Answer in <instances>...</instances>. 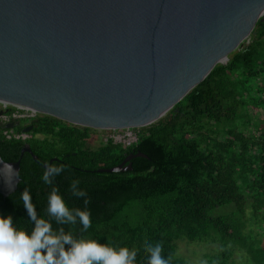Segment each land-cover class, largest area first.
I'll use <instances>...</instances> for the list:
<instances>
[{
    "label": "trees",
    "instance_id": "obj_1",
    "mask_svg": "<svg viewBox=\"0 0 264 264\" xmlns=\"http://www.w3.org/2000/svg\"><path fill=\"white\" fill-rule=\"evenodd\" d=\"M32 123L25 140L0 135L5 161L17 160L26 143L37 156L22 155L16 190L0 194V213H11L20 226L30 227L21 193L29 190L37 213L46 215L50 186L40 179L43 164H63L54 185L69 205L83 208V198L68 191L78 178L90 200L92 227L81 233L77 225V235L135 248L137 264H146V242H162V256L172 264H189L176 254L178 239L231 243L264 264V247L244 233L247 205L264 220V20L164 116L137 128L130 146L109 140L90 148L88 127L50 115L39 114ZM137 152L145 156L128 160L130 170L96 171ZM221 206L232 210L216 213ZM231 256L230 246L221 248L211 264H227Z\"/></svg>",
    "mask_w": 264,
    "mask_h": 264
},
{
    "label": "water",
    "instance_id": "obj_2",
    "mask_svg": "<svg viewBox=\"0 0 264 264\" xmlns=\"http://www.w3.org/2000/svg\"><path fill=\"white\" fill-rule=\"evenodd\" d=\"M258 20L264 0H0V103L92 129L147 126L225 63ZM25 152L37 159L27 143L15 161L0 156L4 197ZM134 156L145 155L96 171L130 170Z\"/></svg>",
    "mask_w": 264,
    "mask_h": 264
},
{
    "label": "clouds",
    "instance_id": "obj_3",
    "mask_svg": "<svg viewBox=\"0 0 264 264\" xmlns=\"http://www.w3.org/2000/svg\"><path fill=\"white\" fill-rule=\"evenodd\" d=\"M66 169L63 164H46L40 177L50 186L46 198V215L35 210L29 190L21 193L20 200L27 213L30 227L17 224L11 213H0V264H137V250L117 247L97 239L77 235L74 229L86 233L92 227L90 200L78 178L71 179L68 191L72 197L83 198L84 207L69 205L58 187L56 177ZM13 185L8 184L9 188ZM55 225V226H54ZM162 242H146V264H172L162 256Z\"/></svg>",
    "mask_w": 264,
    "mask_h": 264
},
{
    "label": "rangeland",
    "instance_id": "obj_4",
    "mask_svg": "<svg viewBox=\"0 0 264 264\" xmlns=\"http://www.w3.org/2000/svg\"><path fill=\"white\" fill-rule=\"evenodd\" d=\"M252 110V109H251ZM253 112V110H252ZM251 112V113H252ZM252 118H256L252 115ZM27 119H23L21 124L27 123ZM105 129L89 128L90 135L86 141V146L96 148L103 143L102 136L105 134ZM232 210V207L221 206L216 208V213L227 212ZM246 225L244 233L251 243H255L264 247V220L260 217L256 219L252 213V209L247 205ZM177 256H181L188 261L189 264H211L214 257L219 253L221 248L231 247L232 256L227 261V264H257L249 252L245 248H240L231 243L223 245L218 240L207 241H187L185 239L176 240Z\"/></svg>",
    "mask_w": 264,
    "mask_h": 264
},
{
    "label": "built area",
    "instance_id": "obj_5",
    "mask_svg": "<svg viewBox=\"0 0 264 264\" xmlns=\"http://www.w3.org/2000/svg\"><path fill=\"white\" fill-rule=\"evenodd\" d=\"M248 42V38L246 39ZM0 135L6 138H17L25 140L30 137L27 132H18L13 127L6 128L5 125L23 119L31 120L36 118L38 111L32 108H16L7 104L0 103ZM137 128L125 127L121 129H105V134L102 136L103 142L112 141L115 144H120L123 147L130 146L138 139Z\"/></svg>",
    "mask_w": 264,
    "mask_h": 264
},
{
    "label": "flooded vegetation",
    "instance_id": "obj_6",
    "mask_svg": "<svg viewBox=\"0 0 264 264\" xmlns=\"http://www.w3.org/2000/svg\"><path fill=\"white\" fill-rule=\"evenodd\" d=\"M22 120L21 121H15V122H12V124H14L13 128L16 129V127H20V128H24V127H27V126H31V130L33 128V123H32V119L31 120H28L27 123L25 124H21ZM30 130V131H31ZM22 131V130H21ZM28 133V132H27ZM88 133L90 134L89 130H88Z\"/></svg>",
    "mask_w": 264,
    "mask_h": 264
}]
</instances>
